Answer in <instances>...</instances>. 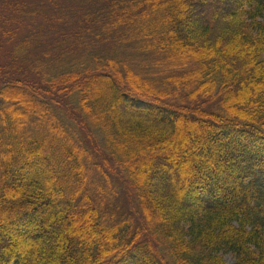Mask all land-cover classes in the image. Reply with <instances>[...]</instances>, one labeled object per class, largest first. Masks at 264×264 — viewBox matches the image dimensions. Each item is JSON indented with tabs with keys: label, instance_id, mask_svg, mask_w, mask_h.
<instances>
[{
	"label": "trees",
	"instance_id": "16d2710c",
	"mask_svg": "<svg viewBox=\"0 0 264 264\" xmlns=\"http://www.w3.org/2000/svg\"><path fill=\"white\" fill-rule=\"evenodd\" d=\"M52 1L0 77V264H264V0Z\"/></svg>",
	"mask_w": 264,
	"mask_h": 264
},
{
	"label": "rangeland",
	"instance_id": "374dc122",
	"mask_svg": "<svg viewBox=\"0 0 264 264\" xmlns=\"http://www.w3.org/2000/svg\"><path fill=\"white\" fill-rule=\"evenodd\" d=\"M61 6V4H59ZM59 5H57L52 0H0V77H6L5 73L11 72H20L24 73L26 71L25 68L21 66H14V50L15 47L20 44L21 41L36 36V29H39L40 26L45 23H49L45 20V18L51 19L56 11L59 10ZM77 5V4H76ZM81 7V5H77L76 8ZM74 12V11H73ZM200 20L206 19L205 11L201 8L199 11ZM55 18V17H54ZM57 23L62 27V20L59 19ZM61 30V29H60ZM60 37V34L58 35ZM48 35L42 36L41 38H48ZM58 39V38H57ZM123 62L127 66H138L140 62L136 61V57L134 55L128 57H121ZM120 59V60H121ZM137 62V63H136ZM13 64V65H12ZM23 66V65H22ZM140 71H142L141 80L147 81L149 74L142 67H138ZM28 77L30 74H24ZM25 77V78H26ZM3 79L0 78V87L2 86ZM16 102L15 100H12ZM10 104V103H9ZM16 111L18 113H23L24 116L30 118L31 123L37 128H43L44 124L40 120L41 115L33 114V110L31 107L20 106L16 103ZM1 110H6L5 107H1ZM26 118V117H25ZM44 121L46 118H43ZM45 123V122H44ZM83 133V131L81 132ZM88 135V133H85ZM116 168V166H114ZM57 171L61 172V169H57ZM62 173V172H61ZM96 176V175H94ZM153 189H162L165 191L166 189H170V176L169 174L162 173L152 178ZM173 192L174 190L171 189ZM93 195V194H92ZM189 205L188 203L186 204ZM224 261L227 264H234L236 259L235 256L231 253L224 254Z\"/></svg>",
	"mask_w": 264,
	"mask_h": 264
}]
</instances>
